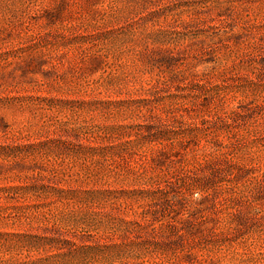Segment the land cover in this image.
<instances>
[{
  "label": "rangeland",
  "instance_id": "374dc122",
  "mask_svg": "<svg viewBox=\"0 0 264 264\" xmlns=\"http://www.w3.org/2000/svg\"><path fill=\"white\" fill-rule=\"evenodd\" d=\"M0 264H264V0H0Z\"/></svg>",
  "mask_w": 264,
  "mask_h": 264
}]
</instances>
